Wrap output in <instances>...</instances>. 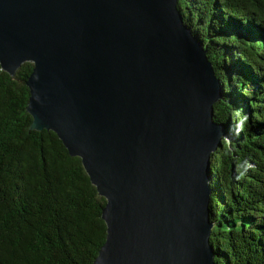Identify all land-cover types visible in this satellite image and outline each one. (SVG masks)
I'll return each instance as SVG.
<instances>
[{"label": "water", "instance_id": "1", "mask_svg": "<svg viewBox=\"0 0 264 264\" xmlns=\"http://www.w3.org/2000/svg\"><path fill=\"white\" fill-rule=\"evenodd\" d=\"M179 0H0V66L34 69L32 130L107 203L93 264H216L211 158L222 86Z\"/></svg>", "mask_w": 264, "mask_h": 264}, {"label": "trees", "instance_id": "2", "mask_svg": "<svg viewBox=\"0 0 264 264\" xmlns=\"http://www.w3.org/2000/svg\"><path fill=\"white\" fill-rule=\"evenodd\" d=\"M222 86L211 158L216 264H264V0H179ZM0 66V264H93L107 203L82 160L52 131L32 130L27 81Z\"/></svg>", "mask_w": 264, "mask_h": 264}]
</instances>
